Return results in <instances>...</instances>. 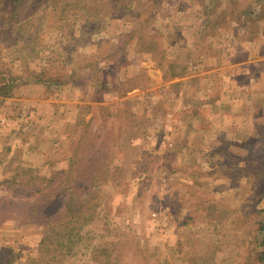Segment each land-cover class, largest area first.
Segmentation results:
<instances>
[{"label": "rangeland", "instance_id": "obj_1", "mask_svg": "<svg viewBox=\"0 0 264 264\" xmlns=\"http://www.w3.org/2000/svg\"><path fill=\"white\" fill-rule=\"evenodd\" d=\"M205 1L0 0L1 262L73 226L62 264H264V126L166 85L204 69Z\"/></svg>", "mask_w": 264, "mask_h": 264}, {"label": "crops", "instance_id": "obj_2", "mask_svg": "<svg viewBox=\"0 0 264 264\" xmlns=\"http://www.w3.org/2000/svg\"><path fill=\"white\" fill-rule=\"evenodd\" d=\"M216 1L219 3L217 7L210 5L212 0H209L210 3L206 1L204 3L205 9H211L207 16V24L202 22L201 26L203 31L201 46L204 53L203 59H199V62H203L204 69L195 73L191 65L193 64L194 68H197L199 64H194V61L190 63L188 60L187 64L182 65L183 67L181 66L179 71L171 73L173 80H170L171 83L166 85L173 87L181 84L183 87L184 82L194 84L193 81L198 77L201 83L199 86L193 85L192 87L197 91L202 89L204 98H208L203 105L205 110L211 109L210 106H207V103L212 100L210 95L212 93L218 94L214 96L216 104L212 109L221 108L218 106L220 96L239 100L241 103L236 102L238 103L237 107L230 109L235 111V116L237 118L257 119L259 126H264V0ZM192 10L195 13L196 9L193 5ZM217 45H220L219 54L214 57L213 48ZM228 45L229 49L226 48ZM212 58L220 61V64L214 68L211 66L207 68V62ZM174 61L177 60L172 56L170 63ZM185 78L188 80L186 81ZM222 83L224 87H220ZM62 102L66 105L71 101ZM191 105L190 103L187 104L188 109L185 110L186 113L183 117L194 115ZM183 111H178V114L174 113V116H181ZM202 119L204 123V114Z\"/></svg>", "mask_w": 264, "mask_h": 264}, {"label": "trees", "instance_id": "obj_3", "mask_svg": "<svg viewBox=\"0 0 264 264\" xmlns=\"http://www.w3.org/2000/svg\"><path fill=\"white\" fill-rule=\"evenodd\" d=\"M15 9H16V5L13 2L9 13L10 18H13ZM18 78L19 76H14V77H11V75L10 77L1 76L0 81H2V83L0 82V96H8L10 94H13L11 90L16 88L17 84L19 85V83L16 82ZM56 80L57 79H55L53 82H58L59 84H61L60 81H56ZM71 207H73V205L69 204L68 212L72 211ZM56 222H57L56 224L59 223L58 221ZM71 222L72 221H68V223L70 224ZM53 226L54 224L52 223V225L48 227H53ZM73 230L74 227L70 226L67 230L64 229H62V231L59 230L61 231V233H55L54 235L53 234L44 235L42 241L40 242L39 247L36 249V254L33 256H29L28 261L25 264H62L64 260V256L70 254L69 251L73 249V246L76 243V233ZM1 260H3V258L0 257V264H14L16 258L13 256L12 258L8 259V261L6 262L2 261L3 263L1 262Z\"/></svg>", "mask_w": 264, "mask_h": 264}]
</instances>
